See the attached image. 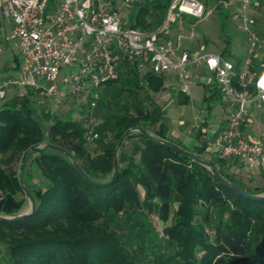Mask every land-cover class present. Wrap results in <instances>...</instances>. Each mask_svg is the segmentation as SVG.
<instances>
[{
	"label": "trees",
	"instance_id": "16d2710c",
	"mask_svg": "<svg viewBox=\"0 0 264 264\" xmlns=\"http://www.w3.org/2000/svg\"><path fill=\"white\" fill-rule=\"evenodd\" d=\"M171 2H135L137 9L125 23L155 30L165 21ZM15 61L19 69L18 56ZM119 72L117 80L100 86L96 115L102 122L96 125L99 150L94 154L84 123L69 117L47 121L33 107L31 90L2 103L0 264H264V198L238 194L211 168L167 145L169 141L189 149L171 134L153 96L165 88V76H141L123 57ZM141 90L148 105L142 100L131 110L106 111L115 100L136 99ZM178 101L187 104L190 96L180 93ZM132 128L139 130L131 131L118 147ZM204 130L189 150L206 159L209 141L203 138ZM32 146L40 150L27 153L21 182V159ZM115 158L118 171L113 179ZM206 160L231 184L264 195V186H246L225 170L223 160ZM25 188L35 209L12 218L26 213ZM153 213L165 223L161 231L152 223Z\"/></svg>",
	"mask_w": 264,
	"mask_h": 264
},
{
	"label": "built area",
	"instance_id": "2783aa9c",
	"mask_svg": "<svg viewBox=\"0 0 264 264\" xmlns=\"http://www.w3.org/2000/svg\"><path fill=\"white\" fill-rule=\"evenodd\" d=\"M135 1L0 0V15L12 20L6 41L19 48L21 59L18 75L0 81V107L12 92L23 97L31 90L49 97L51 109L74 96H89L94 108L99 87L119 78L121 57L141 76L176 73L184 93L190 92L192 69L203 67L228 103L227 124L210 138L208 151L218 160L236 159L250 172L264 170V143L242 130L249 107L264 103V69L255 64L262 40L252 13L254 0L238 1L237 16L249 42L240 66L221 53L180 50L172 40L162 41L177 16H205L201 0H172L165 21L152 31L126 25L122 12ZM96 125L90 118L88 142L99 137Z\"/></svg>",
	"mask_w": 264,
	"mask_h": 264
},
{
	"label": "rangeland",
	"instance_id": "374dc122",
	"mask_svg": "<svg viewBox=\"0 0 264 264\" xmlns=\"http://www.w3.org/2000/svg\"><path fill=\"white\" fill-rule=\"evenodd\" d=\"M146 1L147 0H136L135 2L141 3ZM135 2L130 9L123 10L122 16L124 21H128L131 15H133L136 11L137 7H135ZM214 5L220 4L219 2H212V6ZM209 9L210 8H207L205 16L200 19L186 15L189 20L186 23L184 22L183 25L182 23L179 24L176 19V21L171 26L172 30L168 31L167 33L175 38L179 36V40H181V42H185L187 48L194 50L199 49L200 44L198 41L191 42V32L193 34H202L204 36L205 34H208L209 37H212L210 31H213L216 34L218 33V35L227 33L235 37L236 34H234V31H236V24L233 22L231 16L228 13H218L219 8H213V13H208ZM157 26L158 24L156 20L153 19L152 27L156 28ZM224 27L226 28L224 29ZM11 28L12 20L5 17L4 15H0V81L11 76H17L19 72V69L16 68L17 62L15 61V57L18 56L20 64L19 48L13 43L6 41V36L9 34ZM211 47L212 45L210 44L206 49L214 50ZM232 49L236 50V47L233 46ZM212 80L210 81V83L213 82ZM101 90L102 88L100 87L99 93L101 92ZM207 92H209V89L206 85L191 84V99L187 104H181L179 103V101H177V91L173 90L170 86L165 87L160 92L153 93L155 100L164 110L165 122L168 124L171 134H174L175 130V132L177 131L183 133V135L189 138L193 136L197 138L198 136H200V132L202 129H206L207 132L213 130L211 128L213 126L208 123V120L205 117L207 114L206 109L209 106L208 104H206L207 101L204 97ZM12 93L10 96L14 97L15 91ZM214 95L218 94L214 93ZM144 98H146V92L145 90H141L136 99L134 97H128L126 99L121 98L115 100L112 106V110L110 111L109 109H106V111L112 114L131 110L134 107L135 103L139 104L142 100L143 104L148 105L149 102L147 100L144 101ZM90 100L91 98L89 96L69 97L61 105L59 111H51V107L47 106L50 101L49 97L41 96L39 94H33L31 97L33 107L38 110L40 114H43L47 121L54 120L59 117H69L76 121L83 122L85 127L88 126L90 118H93L98 124L102 122V119L96 115V106L92 108L89 105ZM205 105H207V107H205ZM47 109H49V112H47ZM261 112L262 117L259 120L258 118L254 119V122L251 126V131L253 133V137L261 139V141L264 143V105L261 109ZM207 132L203 134V138H205L204 136L208 135ZM88 144L89 149L93 154L98 152L99 149L97 139L89 142ZM203 156L206 159H212V155L210 152L204 153ZM36 178L38 180L42 178V175L39 173V171L36 172ZM246 179L247 181H245L244 183L250 188L261 186L260 184L264 185V170H261L259 177L254 178L249 176ZM173 208H175V206ZM30 209L31 204L30 202H28L26 207L24 208V212H28ZM150 218L157 230L161 231L165 223L161 221L157 214H151ZM172 221L173 216L170 217L168 223H171Z\"/></svg>",
	"mask_w": 264,
	"mask_h": 264
},
{
	"label": "crops",
	"instance_id": "0c3cea01",
	"mask_svg": "<svg viewBox=\"0 0 264 264\" xmlns=\"http://www.w3.org/2000/svg\"><path fill=\"white\" fill-rule=\"evenodd\" d=\"M205 6L206 9L210 8L208 13H213V8H219V12L221 14L228 13L233 22L236 24V31H234V34H236L235 37H233L230 34L224 33L223 35L218 33L216 34L213 31H210L211 36L209 37L208 34L202 35V34H193L191 32V42L198 41L199 42V49L209 53H221L226 59L235 62L236 64L239 62H242L244 56L246 55V52L248 50V38L246 33L241 28V22L238 18V1L239 0H201ZM212 2H219L220 5H214L212 6ZM252 13L257 18V24L256 29L259 33V36L262 40L261 46L255 56V64L257 65V69L263 70L264 69V0H254L253 6H252ZM227 14V15H228ZM229 18V17H228ZM178 23L184 24V22H188L189 18H187L186 15H179L177 16ZM235 26V25H234ZM159 28V27H158ZM226 27H224L225 29ZM172 29H170L171 31ZM170 33V32H169ZM209 33V34H210ZM208 36V37H207ZM170 34H163L161 36L162 41L164 40H172L175 45H178L180 50L188 49V50H194L189 49L185 45V42H181L179 40V36L177 38L173 37ZM181 37V36H180ZM211 44L214 50H207L206 48ZM233 46L236 47V50L232 49ZM163 76V75H162ZM177 77L176 73H172L171 75L165 76L166 82L165 87H171L173 90L177 91L176 99L178 101V96L180 93H184L180 90V82L176 79ZM212 77V74L207 72L205 68L198 67L192 69V75L190 78L191 84H199V85H206L209 89V92H207L204 97L209 96L208 100H206L205 107L206 109V119L208 120V123L211 124V127L213 130L207 132L205 129L204 131L208 133V135L204 136L208 141L210 138L221 131L227 124L228 121V103L225 101L224 96L221 94V92L218 90V87L216 86L214 79ZM213 81L210 83V81ZM211 90V91H210ZM33 94H36L32 91ZM214 93H217L218 95H214ZM13 94V93H12ZM32 94V95H33ZM190 96L189 93H185ZM11 95V94H10ZM11 98V96H9ZM221 98V99H220ZM191 99V96H190ZM264 103L261 107H258L254 104H252L249 107V117L248 121L244 124L242 127V130L247 134V136L255 141H261V139L257 137H253V133L251 131L252 123L254 122L255 118H258V120L262 117L261 109L263 107ZM48 107H51V100L49 101ZM51 111H59V108H52ZM201 133V132H200ZM176 139L178 138L179 141L187 148L191 149L195 145L199 143V136L196 137H187L183 135V133L175 132L172 134ZM223 166L225 170H227L229 173H231L233 176H235L237 179L245 182L247 181V177H259L261 173V169H257L255 172H250L246 167H244L238 160L231 159V160H225L223 161ZM261 186H264L263 184H260Z\"/></svg>",
	"mask_w": 264,
	"mask_h": 264
},
{
	"label": "water",
	"instance_id": "95a60500",
	"mask_svg": "<svg viewBox=\"0 0 264 264\" xmlns=\"http://www.w3.org/2000/svg\"><path fill=\"white\" fill-rule=\"evenodd\" d=\"M135 130H139V129L132 128V129L128 130V131L123 135L122 139L120 140V143H119V146H118V147H120V146L122 145V143H123L124 139L126 138V136H127L131 131H135ZM167 145H169L171 148H173V149L179 151L180 153L186 154V155L190 156L191 158H193L194 160H196V161H198V162H200V163H203V164H205L206 166H208L209 168H211V169H212V172L214 173V175H215L220 181H222L224 184H226L229 188H231L232 190H234V191L237 192L238 194H241V195H243V196H245V197H248V198H250V199H262V198H264V195H251V194L245 192L244 190H242L241 188H239L237 185H235V184H231L230 182H228V181L223 177V175L221 174V172H220L216 167H214V166L211 165V163H210L208 160H206V159H204V158L198 156L197 154H195V153L192 152L191 150L186 149V148H184V147H181V146H179V145H177V144H175V143L169 142V141L167 142ZM46 146H47V147H51V148H55V149H58V150L65 151L64 148L59 147V146H56V145H53V144H47ZM31 150H40V148H39V147L32 146V147H30L29 149H27V150L24 152V154H23V156H22V159H21V166H20V168H19V175H20V180H21V182H23L22 177H21V171H22V169H23L24 166H25V159H26L27 153H28L29 151H31ZM70 156L73 158L72 155H70ZM75 166H76L77 170H78L82 175H84L85 177H87L86 174L84 173L83 169H82L77 163H75ZM114 166H115V170H114V176H113V179H115V176H116L117 171H118V163H117V159H116V158H115ZM97 184H99V185H106V184H108V183H107V182H105V183L99 182V183H97ZM25 191H26V193H27V196H28V198H29V202H30V204H31V210H34V209H35V201H34V199H33V196L31 195V193L29 192V190H27L26 188H25ZM28 214H29V212H26V213H24V214H21V215H18V216H16V217H12V218H22V217H24V216H26V215H28Z\"/></svg>",
	"mask_w": 264,
	"mask_h": 264
}]
</instances>
